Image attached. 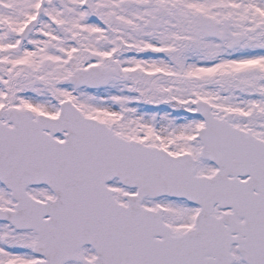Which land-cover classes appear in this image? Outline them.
Returning <instances> with one entry per match:
<instances>
[{"label":"snow or ice","instance_id":"6c2138e0","mask_svg":"<svg viewBox=\"0 0 264 264\" xmlns=\"http://www.w3.org/2000/svg\"><path fill=\"white\" fill-rule=\"evenodd\" d=\"M0 264H264V0H0Z\"/></svg>","mask_w":264,"mask_h":264}]
</instances>
